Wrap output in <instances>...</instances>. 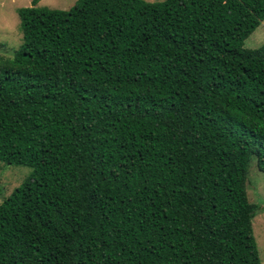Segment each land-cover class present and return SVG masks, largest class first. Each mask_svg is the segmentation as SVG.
<instances>
[{
    "label": "trees",
    "instance_id": "obj_1",
    "mask_svg": "<svg viewBox=\"0 0 264 264\" xmlns=\"http://www.w3.org/2000/svg\"><path fill=\"white\" fill-rule=\"evenodd\" d=\"M17 8L0 55V264H261L264 0Z\"/></svg>",
    "mask_w": 264,
    "mask_h": 264
},
{
    "label": "rangeland",
    "instance_id": "obj_2",
    "mask_svg": "<svg viewBox=\"0 0 264 264\" xmlns=\"http://www.w3.org/2000/svg\"><path fill=\"white\" fill-rule=\"evenodd\" d=\"M32 0H0V55L11 56L21 42L17 8L31 5ZM162 1V0H147ZM76 0H38L37 5L49 8L69 9ZM264 44V20L245 39L244 49H255ZM29 168L0 162V202L27 176ZM246 190L250 202L260 205V211L252 219L261 264H264V172L257 169L252 160L248 170Z\"/></svg>",
    "mask_w": 264,
    "mask_h": 264
}]
</instances>
